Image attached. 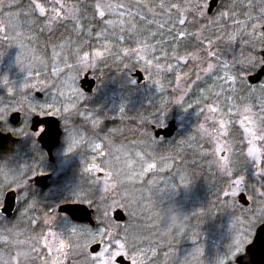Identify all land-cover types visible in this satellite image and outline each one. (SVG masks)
Here are the masks:
<instances>
[{
  "label": "rangeland",
  "instance_id": "1",
  "mask_svg": "<svg viewBox=\"0 0 264 264\" xmlns=\"http://www.w3.org/2000/svg\"><path fill=\"white\" fill-rule=\"evenodd\" d=\"M74 1L85 3L88 0L61 2L59 7L51 9L55 13L49 15L46 9L43 16L36 9L39 23H42L39 29L42 34L36 35L37 43L48 44L35 46V36L32 39L23 32L21 28L25 24L19 19L22 11L29 10V5L23 0H0V43L4 45L2 48L0 44V117H3L0 122L10 113L19 111L22 121L15 131L21 139L33 141L37 134L30 132L28 126L32 116H55L61 120L63 128L61 143L55 153L57 167L65 170L69 162L67 155L81 149L95 152V155L84 154L82 168L87 161L97 164L91 172L85 167L80 179L78 174L57 177L46 194L37 193L35 201L33 191L22 192L18 215L26 225H37L41 236L35 243L32 228H28L29 234H20L15 218L14 223L8 221L3 230L0 228V264H20L16 253H21L22 264H101L102 260L116 264L114 260L118 255L129 259L130 264H220L221 260L225 264H235V257L243 252L256 226L264 220V155L259 162L247 156L250 137L242 127L244 116H250L255 122L251 127L257 135H264V76L254 84L247 80V76L263 64L260 52L264 44L261 30L264 0H220L211 16L209 26L212 29H207L208 34L207 31L202 33L201 48L192 54L186 52L184 56L180 55V46L190 39L184 33L189 23L185 11L178 19L179 23L166 18L155 24L145 17L149 10L141 0L94 1L91 3L96 13L94 23L104 34L108 33L99 36H107V41L100 42L102 50L86 52L82 36L80 39L71 32L62 35L54 28L63 27L60 23L75 16L77 5ZM187 1L194 7L203 4L205 11L209 0ZM56 14L59 15L54 19ZM112 34H118L115 35L118 41L112 39ZM46 36L50 41H46ZM115 42L119 45L117 51L112 46ZM97 53L101 55L97 56ZM85 58L86 62L82 63ZM112 59L116 61L113 67L109 65ZM209 65L212 69L206 71ZM88 69L104 70L91 95L79 87V80ZM239 69L243 71L238 72ZM136 70L142 74L140 83L133 76ZM232 77H235L234 82ZM189 80H193L192 83ZM35 92L42 96H35ZM169 92L174 99L160 106L153 105L157 104L155 99L159 94L166 97ZM49 105L51 111H48ZM144 105L156 112L157 126L165 125L171 117L176 118L177 131L173 139H182L181 145L205 144V151H211L216 172L232 178L221 193L222 201L224 197L232 198L225 196V192L231 190L232 182L243 178L240 192L246 195V207L251 209V215L246 217L244 211L242 218L230 219L236 221L234 225L231 221L215 222L218 241L209 239L211 235H206L203 230L198 228L197 232L190 228L191 224L186 225L188 217L185 213L197 208L199 202L192 197L180 205L177 203L182 191L194 195L188 190L191 179L182 183L183 167L170 163L166 152L162 155L164 160L159 155L155 157L157 154L151 150H156L159 142L152 133L148 137L139 130L137 140L127 141L120 139L125 136L122 130L111 125L107 128L102 125L100 139L83 131L87 123L94 124L98 113H102L99 120L108 122L139 119L133 111ZM88 107L94 109L89 114L84 112ZM213 108L215 112L210 110ZM246 108L250 111L245 112ZM191 131L194 137L189 135ZM96 144L101 146L100 149L94 150ZM33 145L32 142V151ZM218 145L222 146L221 152L217 151ZM256 147L264 152V141L257 140ZM13 155L7 160L8 164L14 160ZM224 157L228 161L227 167L222 166ZM238 164L245 167V174L239 177L233 174ZM149 165L154 167L149 169ZM10 170L15 172V169ZM33 175L27 172L25 177ZM91 189L101 197L94 211L95 227L72 222L56 212L59 204L69 201L85 203L92 208L88 200ZM58 195L62 202L53 200L50 210L43 211L45 205L41 204L47 203L45 197ZM234 199L237 201V196ZM33 202H38L42 208L33 207ZM117 208L126 216L123 223L112 219V212ZM33 209H36L34 213ZM201 233L207 239L201 238ZM197 234L200 240H205L199 245H195L197 239L193 237ZM238 238L240 245L236 244ZM61 242L65 244L62 251L59 248ZM96 243L100 248L91 253L89 248ZM167 247L171 248L168 256L162 253ZM35 251L37 258L32 256Z\"/></svg>",
  "mask_w": 264,
  "mask_h": 264
},
{
  "label": "trees",
  "instance_id": "2",
  "mask_svg": "<svg viewBox=\"0 0 264 264\" xmlns=\"http://www.w3.org/2000/svg\"><path fill=\"white\" fill-rule=\"evenodd\" d=\"M23 1L25 2V4L26 3L29 4L28 0H23ZM94 1L101 2L100 0H88L86 2L84 1L85 3L74 1V4H76L77 7L75 9L76 10L75 16L72 17L71 19L70 27L72 28L71 29L72 34L75 33L77 36L80 37V39H81V36L83 37V33L75 32L73 30L74 27L79 26L80 28H86V29L90 27H97L96 24L94 23V17H95L94 14L96 13L95 11H93L92 6H91V3ZM141 1L145 2V5L147 6L149 10L148 11L149 15L146 11L147 9L145 10L146 12L144 11L145 17H148L150 20L152 19L155 24H157L161 20L163 21V19H166V18L173 19V21L177 20L178 15L180 13H183V11H185L187 15L186 16L187 23L188 22L189 23L185 27L186 30L184 31V33L188 34L190 36V39L185 40L183 42V45L180 46V53H181L180 55L184 56V54H186V52H189V51H191V54H192L195 50L197 51L201 48L202 33L203 32L205 33L207 29L210 27L209 24L212 18L206 15L201 16V17L196 15L195 14V12L197 11L196 6L194 7L192 2L191 4H188L187 0H141ZM240 12H243V10ZM137 24L140 25V22L139 23L137 22ZM159 24L161 25V28H162V23H159ZM174 26L178 27V24L175 25V22H174ZM160 29H158L159 32H161ZM207 34H208V31H207ZM143 36L145 37V34ZM208 38L206 37L207 41L210 40ZM241 71L243 70L241 69L238 70V72H241ZM114 74L115 72L112 71V75ZM192 75H194V73ZM185 81L187 85L188 84L187 80ZM190 81L191 80H189V82ZM164 95L165 94H159V97L157 96V99H155L157 100L156 102L157 104L153 103V105L160 106V105L167 103L168 101H171V99L175 98L174 95L171 93L166 97ZM145 107L146 105H144V108L139 107L140 108L139 110L133 111V115H136L140 117L141 119L135 118L134 121H129L127 119L111 120L110 122L104 121L103 124L106 128L111 125L112 128L121 129L123 134H125V136L120 137V139H123V140H127V141L137 140L139 138V136L137 135V132L139 130H142L148 137H150L149 133H152L150 124H155V125L157 124V121L155 119L157 114L156 112L153 111V108H151L152 110L148 112L146 111L147 108ZM149 117L150 119H148ZM199 117L200 116H198L197 118ZM107 123L109 125H107ZM191 130L194 131V129L192 128ZM189 135L194 137V132L191 131ZM173 138L175 137L173 136L171 139L160 141L158 145L159 148L157 146L155 154L160 156L166 152L167 157L171 158V159L169 158L170 163H175V164L177 163L178 166L183 167L182 176L184 178H182L181 180L183 184L184 182H186V180L191 179L192 185L191 187H189L188 190L192 191L194 195L190 196L187 194L188 191L184 193L182 191L178 195L180 201L177 203V205H180L184 203V201H186L187 198L191 199L192 197L196 198V200H198L199 202L198 207L197 208L195 207L193 210L187 211V208H185V210L187 211V213L185 214H187V217H188L187 218L188 222L186 223V225L189 223L191 224L190 228H193L197 232L199 228L201 231L203 230L204 232H206V235H211L210 238L208 237L209 239L217 240L216 237L218 235L217 234L215 235V230H214L216 226L214 224L215 222L218 221V223L221 224V223L231 221L232 222L231 224L234 225L236 223V221L234 220L242 218L241 216H245V214L243 213L244 211L246 212V217L250 216L251 213L249 214V211L251 209L249 207L239 204L238 201L234 199V197H232L231 199L228 198L230 200L224 197L223 201L221 200L222 199L221 193L226 190V187H228L229 183L232 181V178L228 179L225 176V173L220 175L216 172V167L214 163L211 161V155H210L211 151L210 150L205 151L204 149L205 144L204 145H198V144L194 145L193 142L192 144L190 142L189 143L190 145L183 146L181 145L182 139L174 140ZM114 140L120 141V140H117L116 138ZM186 144H188V142H186ZM157 150L159 152H157ZM242 160L243 159L240 158L239 161L244 165ZM236 166H237L236 173H233V174L235 176L237 175L238 177L240 175L243 176L245 174V167L242 166L241 164H238ZM176 184L178 185L176 187L179 188V183H176ZM141 186L143 187V184H141ZM128 189L131 190L130 188L127 187V190ZM147 194L149 193L147 192ZM89 195L90 196L88 200H90L91 205L96 209L100 203V202L97 203L95 199L97 193L91 189V192L89 193ZM52 198L55 202L57 201L62 202L60 199L62 197H60L59 195L56 197L53 196ZM230 219H234V220H230ZM200 236L201 238H204V233H201ZM193 237L197 239V242H195V245L197 244L199 245L201 244V242L205 241L202 239L200 240L199 234L193 235ZM188 239L190 238L188 237ZM204 239H207V238H204ZM171 248H174V247L171 246ZM171 248L167 247V249L162 251V253L168 256ZM159 253H161V250L159 251ZM155 264H158V263L156 262Z\"/></svg>",
  "mask_w": 264,
  "mask_h": 264
},
{
  "label": "flooded vegetation",
  "instance_id": "3",
  "mask_svg": "<svg viewBox=\"0 0 264 264\" xmlns=\"http://www.w3.org/2000/svg\"><path fill=\"white\" fill-rule=\"evenodd\" d=\"M28 1H29V4H28L29 10L28 11H25V10L22 11L21 12L22 15H20V18H19L25 24V27H22L21 29L24 30L23 32H25V34L27 33L30 36H32V39H34L33 36H35V40H34L35 46H46L48 44L47 42L43 43V41H42V45H41V43H37L39 41V39L36 37V35L42 34L41 32H39L40 31L39 30L40 25L42 23L41 24L39 23L38 12L36 10L37 8H35V5L39 4V3L42 4V7H44L46 9L47 14L49 15L52 12H54L51 10L53 7H55V6L59 7V4L61 2H64L67 0H28ZM218 4L219 3H217V5L214 7V9L211 13H208L207 10L204 11L203 4L198 5V6L196 5L197 11L195 12V14L198 16L206 15V16L211 17L213 15V13L216 11ZM182 14L183 13L179 14L178 19L180 18V16ZM46 17H47V15H46ZM178 19H177V23H179ZM49 23L51 24V22H49ZM60 24L63 27H60V26L54 27L56 29L55 32H59L62 35L68 34L69 32H71V29H72L70 27L71 20H65L63 23H60ZM0 29H2L1 26H0ZM41 30H42V32H44V28L41 27ZM73 30L75 32H82L83 33L82 40L85 43V44H83V49L86 52H88V51H91V52L94 51L95 52L98 50H102L103 47H99L100 42L107 41V38H106L107 36H103V38L99 37L100 35L104 34L103 33L104 31H101L103 29H101L99 27H90V28L86 29V28H80L79 26H77V27H74ZM106 34H108V33H106ZM106 34H104V35H106ZM115 35H118V34H115ZM115 35L112 34V39L115 38L117 40L118 38ZM45 38L47 39L46 41H50V40H48V38H49L48 36H46ZM110 41H112V40H110ZM117 44L118 43L115 42L114 45H112L113 49L116 51H117L116 46L119 47V45H117ZM1 46L3 48L4 45L1 44ZM113 54H114V51H113ZM109 65H112V67H113L114 65H116V61H114L112 59V62ZM3 67L5 68V66H3ZM102 71H104V70H100V72H102ZM100 72H98L96 69L95 70L88 69L85 71V73L80 78V80L84 77L85 74H87L88 75L87 78L92 80L94 82V85H93L90 92H85L81 89L84 93H86L88 95L92 94V92L95 89L97 82L100 81V79H101ZM95 108H96V106H95ZM92 110H94V109L88 107V108L84 109V112L89 114ZM146 111L150 112L151 109L147 108ZM14 112L19 113V121L17 124L13 125L9 121V117L13 112L10 113L8 115V117L2 123L0 122V132L1 133H10L16 139L15 142L9 144V152L7 153V155L0 158V172H1L0 173V218L2 217L1 218L2 221L0 222V228H1V230H3V228L6 226L8 221H11L12 223H14L13 219L15 218L14 221L16 222V228L18 229L20 234L28 233L27 232L28 228L29 227L32 228L31 229L32 241L36 243L37 240L40 239L41 229H39V227L37 225H35L34 227H33V225H30V226L26 225L25 221L22 218H20L21 216L18 215L19 214L18 211H20V209H18V208H20L19 207V204H20L19 200H20V196H21L22 192L24 190L33 191L32 194L35 193L33 196V200L35 201L37 199V197H36L37 193H40V194L45 193L46 194V191H48L50 188H52L53 184H55V180L57 177L64 178V177H68L69 175H77L78 174V177L80 179V177H82V175H83V171H84L83 169L85 167L88 168V167H92L93 165H95L94 168H97L96 163L92 162L89 164L88 161L86 163H84V168H82V163H83L82 161L84 160L82 158L86 157V155H84V154L88 152L89 155H93L95 152H93L91 150H82V149L81 150H74L73 153L67 155L69 162H68V164H66L65 170H61L59 167H57L58 162H57V159L55 157L56 150L58 149V147L61 143V138L63 135V128H62L61 120L58 119L57 117L53 116L59 121V127L61 130V135H60V139H59V144L53 150V159L50 160L47 152L41 147V145L39 144V142L37 140L39 135H36V137H35V139H33V141L31 140V138L27 141V140L21 139L19 137V134L15 130L21 125V121H22L21 120V113L19 111H14ZM35 115H37L39 117L45 116V115L40 116L38 114H35ZM35 115H33V116H35ZM98 115L100 116V115H102V113H98ZM46 116H51V115H46ZM99 116L94 121V122L99 121V123L95 124V126L91 122L89 124L87 123V127L83 129V131L85 133L89 134L90 137H95L97 139H100L101 135L103 134L102 130L101 131H99V130L102 129V125H103L104 120L103 121L99 120L100 119ZM148 119H150V117ZM31 120H32V118H31ZM31 120L28 124L29 131L32 132L33 134H36V131L31 129ZM86 121L88 122V120H86ZM165 125H163V126H165ZM152 126L163 127V126H157L155 124H150L152 134H153ZM38 127H43V126L39 125L36 128H38ZM154 139L158 142H160L162 140H166V139H163L161 137L160 138H154ZM99 141L101 142V140H99ZM32 142L34 143V145H33L34 151L30 150V148L32 146ZM154 151H156V150H151V152H154ZM11 155L14 156V160H11L10 163L8 164L7 160L9 159V157ZM156 156H158V155H155V157ZM160 156H161L160 159L164 160V157L162 155H160ZM10 168L15 169V172L13 173L10 170ZM27 172L34 173V175L31 177L30 176L25 177V174H27ZM12 174H15L14 178L12 177ZM44 175H48V179L46 180L45 183L41 184V183L35 182L36 177H40V176H44ZM80 183L83 185L82 181ZM11 190H13L15 192V195H14L15 206H14V209H13L11 215L6 216L1 212V208L3 206V202L5 199L6 193L8 191H11ZM43 199H44V197H43ZM45 199H47V203L41 204V206H43V205H45V206L43 208L40 206L43 209V211L47 210V208H48V210H50L49 206H51V204L53 203L52 197L47 196V197H45ZM95 199H96L97 203L101 202L100 201L101 197H100V194L98 192H97ZM66 203H79V202L69 201ZM36 205L39 206L38 202H33V207H36ZM92 209H93L92 215L94 217L95 208L92 207ZM35 211H36V209H33V213ZM76 223H78V222H76ZM80 224H85V223H80ZM96 224L97 223H95V225ZM7 244H8V242H6V245ZM33 247H35L34 244H33ZM99 248H100V246H99ZM35 249H37V248H35ZM16 250H18V247H16ZM36 252L37 251H35V253L32 254V256L34 258H37ZM20 254L21 253H16V258L18 260H20L19 263L22 264L21 263L22 262V260H21L22 256H20ZM127 260L130 263V260L129 259H127Z\"/></svg>",
  "mask_w": 264,
  "mask_h": 264
},
{
  "label": "water",
  "instance_id": "4",
  "mask_svg": "<svg viewBox=\"0 0 264 264\" xmlns=\"http://www.w3.org/2000/svg\"><path fill=\"white\" fill-rule=\"evenodd\" d=\"M219 0H209L207 12L211 13ZM264 35V26L262 27ZM263 64L257 69L254 74L247 76L249 83L254 84L261 80L264 76V44L263 49L260 52ZM141 72L136 70L133 76L137 78V83H140L142 76ZM87 74L79 81V87L85 91L90 92L94 82L87 78ZM35 96L41 97L39 92H35ZM9 121L11 124H17L19 121V113L13 112ZM42 125L46 131L38 136L37 140L41 147L47 152L49 159H53V150L59 144L61 130L59 127V121L53 116L39 117L37 115L32 117L31 129L36 130V127ZM153 134L155 138L162 137L164 139L171 138L177 130L176 119L172 118L167 121L163 127L152 126ZM54 130V133H53ZM16 139L10 133L0 132V158L7 155L9 152V144L15 142ZM48 179V175L35 178V182L45 183ZM15 192L13 190L8 191L5 195L1 212L9 216L11 215L15 206ZM237 201L243 206L248 205L246 195L244 192H240L237 195ZM57 213L66 215L71 221L78 223H87L93 227L95 225L93 219V209L88 207L84 203H63L59 204L56 208ZM112 218L116 222H124L125 214L123 210L117 208L112 212ZM99 249V244L96 243L90 246L89 251L95 253ZM94 251V252H93ZM116 264H130L124 256L119 255L115 258ZM235 264H264V221L261 222L254 231V235L251 241L245 246L244 251L238 254L234 259Z\"/></svg>",
  "mask_w": 264,
  "mask_h": 264
},
{
  "label": "snow or ice",
  "instance_id": "5",
  "mask_svg": "<svg viewBox=\"0 0 264 264\" xmlns=\"http://www.w3.org/2000/svg\"><path fill=\"white\" fill-rule=\"evenodd\" d=\"M35 8L39 9V12H40V14L42 16L45 14V8L42 7L40 4H36L35 5ZM58 15L59 14H56L53 18L54 19L57 18ZM100 15L103 16L104 15V12H100ZM180 22L181 23H184L183 20H181ZM96 55L97 56H100L101 54L100 53H97ZM84 62H86V58H85V61H82V63H84ZM211 69H212V65H209V67H208V69L206 71H211ZM231 79L233 80V82L235 81V77H232ZM262 87H264V85H262ZM47 108H48V111H51L52 106L49 105V106H47ZM210 110L213 111V112L216 111L215 108L210 109ZM249 111H250V109H247V108L245 109V112H249ZM0 119H3V117H0ZM97 123H99V121L94 122V126ZM254 123L255 122L253 121V119L250 116H247L246 115V116H244V120L242 121V127H244L245 133H247V135L250 137V139H248V144L250 145V147L248 148L247 156L250 159H255V160H257V162H259V161H261V156L264 155V152H262L260 148L256 147V141L257 140L264 141V135H257V133L254 130V128L251 127L252 125H254ZM245 124L248 125V126H245ZM223 127H224V124L221 123V128H223ZM35 131H36V134L37 135H41L42 133H44L46 131V129L43 128V127H38V128H36ZM53 133H54V130H53ZM75 143L76 142H74L73 146H75ZM100 147L101 146L99 144H96L94 146V150H98V149H100ZM222 150H223L222 149V146H219L218 145L217 151L218 152H221ZM227 165H228L227 158L224 157L223 158L222 166L223 167H227ZM94 167H95V165H93L92 167H88L86 170L91 172ZM148 167H149V169H151V168L154 167V165H149ZM242 183H243V178L234 180L232 182L231 190H229L228 192H225V196L226 197H235V196H237L240 193V191H241V185H242ZM236 244L237 245H240V238H238L236 240ZM59 248L62 251L65 248V244L61 242L60 245H59ZM239 250H240V248L238 247L236 251L238 252ZM234 256H235V253H233V257ZM230 258H232V257H230ZM101 264H107V261L106 260H102L101 261ZM220 264H225V261L224 260H221L220 261Z\"/></svg>",
  "mask_w": 264,
  "mask_h": 264
},
{
  "label": "bare ground",
  "instance_id": "6",
  "mask_svg": "<svg viewBox=\"0 0 264 264\" xmlns=\"http://www.w3.org/2000/svg\"><path fill=\"white\" fill-rule=\"evenodd\" d=\"M219 1H220V0H219ZM219 1H218V2H219ZM208 2H209V1H208ZM207 9H208V3H207ZM207 9H206V10H207Z\"/></svg>",
  "mask_w": 264,
  "mask_h": 264
}]
</instances>
